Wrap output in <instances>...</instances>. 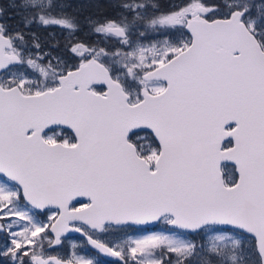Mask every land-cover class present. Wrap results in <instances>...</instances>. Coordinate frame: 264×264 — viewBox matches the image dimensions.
Segmentation results:
<instances>
[{
	"label": "snow or ice",
	"instance_id": "obj_1",
	"mask_svg": "<svg viewBox=\"0 0 264 264\" xmlns=\"http://www.w3.org/2000/svg\"><path fill=\"white\" fill-rule=\"evenodd\" d=\"M9 6L0 264H264V0Z\"/></svg>",
	"mask_w": 264,
	"mask_h": 264
},
{
	"label": "rangeland",
	"instance_id": "obj_2",
	"mask_svg": "<svg viewBox=\"0 0 264 264\" xmlns=\"http://www.w3.org/2000/svg\"><path fill=\"white\" fill-rule=\"evenodd\" d=\"M69 2L72 3L73 5H77V4H80V3L84 2V0H69ZM10 3H11V0H0V8H2L4 10L3 11V18L4 19L9 18L10 16L18 17L15 14V10L9 6ZM89 10H91V9H89ZM84 14H87V13L85 12ZM18 19H19V17H18ZM49 31H51V29H49ZM56 31L58 32L59 30L57 29ZM59 38L61 39V41L63 40V36L62 35ZM93 39H95V38H93ZM137 234H139V233H137ZM70 241L76 242L77 244H81V242L83 240L80 237H77V236L68 237L64 241L63 248L58 249V250L63 252V253H66V254H70L71 253V248L69 247V242ZM78 254L79 255H87L90 258H93V259H95L98 262V260H97L98 257L95 254H93V252L89 251L86 248L84 243L81 245V250L78 252ZM98 264H100V263L98 262Z\"/></svg>",
	"mask_w": 264,
	"mask_h": 264
},
{
	"label": "water",
	"instance_id": "obj_3",
	"mask_svg": "<svg viewBox=\"0 0 264 264\" xmlns=\"http://www.w3.org/2000/svg\"><path fill=\"white\" fill-rule=\"evenodd\" d=\"M223 164H229V165H232V167H233L232 162L225 161V162H223ZM80 199H82V198H80ZM134 227H145V226H134ZM65 235H66V237L78 236L84 240V238L79 233L71 232V233H67ZM84 244L89 251L95 253L99 257L106 259V260H110V261L116 260V258H114V257H110V256H107L105 254L99 253L97 250H95V249L91 248V246L87 245L86 242H84Z\"/></svg>",
	"mask_w": 264,
	"mask_h": 264
},
{
	"label": "flooded vegetation",
	"instance_id": "obj_4",
	"mask_svg": "<svg viewBox=\"0 0 264 264\" xmlns=\"http://www.w3.org/2000/svg\"><path fill=\"white\" fill-rule=\"evenodd\" d=\"M159 225H157L156 226V228H151V227H147V231H155V230H157V229H159ZM132 234H137V233H132ZM78 237V236H77ZM68 238V237H67ZM82 239V238H81ZM83 240V239H82ZM93 254H95V253H93ZM96 255V254H95ZM97 257H98V262L100 263V264H116V260H114V261H110V260H106V259H103V258H101V257H99L98 255H96Z\"/></svg>",
	"mask_w": 264,
	"mask_h": 264
},
{
	"label": "trees",
	"instance_id": "obj_5",
	"mask_svg": "<svg viewBox=\"0 0 264 264\" xmlns=\"http://www.w3.org/2000/svg\"><path fill=\"white\" fill-rule=\"evenodd\" d=\"M7 22L10 24V25H15L18 21V17H15V16H10L9 18L6 19ZM92 38H95V37H92ZM224 167H225V170H230V169H233L232 165H229V164H223Z\"/></svg>",
	"mask_w": 264,
	"mask_h": 264
}]
</instances>
